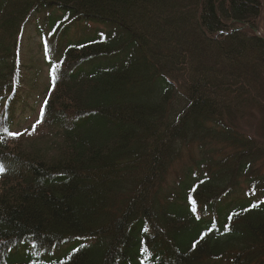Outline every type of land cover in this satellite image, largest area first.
Listing matches in <instances>:
<instances>
[{"label": "trees", "instance_id": "obj_1", "mask_svg": "<svg viewBox=\"0 0 264 264\" xmlns=\"http://www.w3.org/2000/svg\"><path fill=\"white\" fill-rule=\"evenodd\" d=\"M0 163V264H264V0H0Z\"/></svg>", "mask_w": 264, "mask_h": 264}, {"label": "rangeland", "instance_id": "obj_2", "mask_svg": "<svg viewBox=\"0 0 264 264\" xmlns=\"http://www.w3.org/2000/svg\"><path fill=\"white\" fill-rule=\"evenodd\" d=\"M62 13V12H61ZM43 22H45L48 25L52 26H60L61 29L57 33L62 39L64 37L73 38L74 40H82V39H89L93 36H96L98 31H105L107 29V25L102 23H96V22H74L70 24L63 23L60 25V22L56 19H43ZM65 27L68 29L66 30ZM45 27H41L39 25V21H33L29 27H27L25 38H24V44L22 48V56H23V68L26 71L24 74L23 80L25 81L23 89L25 92H23L24 98L20 99L19 106L23 104H27L26 106V118L22 117L20 119L15 120V128L16 130L21 129L27 125H29L33 119H35L38 108L40 107L41 102V94L45 88V83L47 80V70L45 66L43 65V59L42 56L45 57L46 53L44 50L47 48L48 39L50 37H43L42 32ZM47 30V29H46ZM147 31H150L149 28ZM56 35V36H57ZM59 39V40H60ZM30 52V54H29ZM54 53L51 52V56H53ZM117 56V55H113ZM27 61L31 65H35V68H32V70L27 69ZM38 69H41L40 71ZM27 94L30 96L29 100H26ZM29 105V106H28ZM32 110L33 113H32ZM19 116V115H17ZM84 244H90L89 241L84 242ZM28 245V244H27ZM22 247V246H21ZM20 247V248H21ZM77 248V245L75 243L67 244L60 248H54L49 251L45 250H37V255L40 256L44 261L51 262L54 260H59L63 257H65L70 252L74 251ZM30 251H32V247H28Z\"/></svg>", "mask_w": 264, "mask_h": 264}, {"label": "snow or ice", "instance_id": "obj_3", "mask_svg": "<svg viewBox=\"0 0 264 264\" xmlns=\"http://www.w3.org/2000/svg\"><path fill=\"white\" fill-rule=\"evenodd\" d=\"M52 75H53V80H54L55 79V65L52 66ZM44 103L46 104L47 101H45ZM40 116H41V119H38L36 121V124H34L32 126V131L33 132L35 131L36 126L39 125V124H41L43 122V120H42V118L44 116L43 109H41V111H40ZM3 131L7 134L8 137H12V138H17V137L23 135V133L18 132V131H10L6 127L3 129ZM25 131H27V130H25ZM29 134H31V133H29ZM6 170L7 169H6L5 165L3 163H0V174H3L4 172H6Z\"/></svg>", "mask_w": 264, "mask_h": 264}]
</instances>
